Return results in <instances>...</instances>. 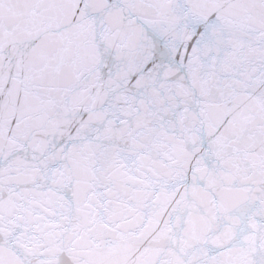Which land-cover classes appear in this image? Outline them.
<instances>
[{
  "label": "snow or ice",
  "instance_id": "6c2138e0",
  "mask_svg": "<svg viewBox=\"0 0 264 264\" xmlns=\"http://www.w3.org/2000/svg\"><path fill=\"white\" fill-rule=\"evenodd\" d=\"M0 264H264V0H0Z\"/></svg>",
  "mask_w": 264,
  "mask_h": 264
}]
</instances>
